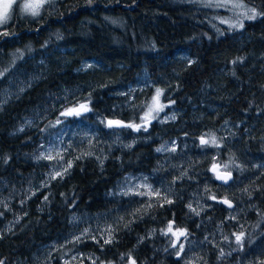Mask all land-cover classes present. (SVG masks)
<instances>
[{"label":"trees","instance_id":"obj_1","mask_svg":"<svg viewBox=\"0 0 264 264\" xmlns=\"http://www.w3.org/2000/svg\"><path fill=\"white\" fill-rule=\"evenodd\" d=\"M238 1L264 12V0ZM21 3L16 0L0 26V90L17 75L32 81L0 106L2 264H37L51 245L46 264H63L77 253L91 254L92 264H182L155 263L152 241L135 245L154 223L124 226L110 243L67 240L77 229L71 216L124 208L125 198L112 196L116 184L126 174H149L165 158L155 149L169 140L177 145L170 157L191 166L192 174L175 185L179 208L161 209L156 227L173 221L193 233L195 221L182 217V204L191 187L204 183V197L215 205L203 215L206 228L219 224L224 241L208 247L198 264H232L229 253L264 264V15L236 28L221 23L224 13L199 0H49L36 17L24 13ZM89 63L95 66L84 68ZM139 77L146 85L126 102L122 94ZM156 89H163L168 104L162 117L173 116L160 117L144 133L125 130L123 138L136 140L133 146L113 147L100 159L75 157L63 178L47 179L52 163L33 155L48 126L66 119L61 113L67 106L51 109L32 127L24 119L50 96L73 91L72 106L86 105L82 117L88 121L99 114L136 124ZM200 138L208 143L200 145ZM237 156L262 165L251 168L254 188L229 195L244 206L242 231L237 221L225 219L229 210L217 203L223 195L209 173L210 166L222 169L225 158L234 162ZM232 173L238 183L250 177ZM234 233H243L239 244Z\"/></svg>","mask_w":264,"mask_h":264},{"label":"rangeland","instance_id":"obj_2","mask_svg":"<svg viewBox=\"0 0 264 264\" xmlns=\"http://www.w3.org/2000/svg\"><path fill=\"white\" fill-rule=\"evenodd\" d=\"M47 1L49 0H46V2ZM199 1L204 5L211 3V6L208 7L224 13L221 14L219 18L220 22L224 21L221 22L224 25L231 26L238 24L242 20H248L245 19L241 13L250 7L238 0H231V3L243 4V8H233L230 4L228 6L217 7L216 0ZM25 2L26 0H22L21 6ZM90 66H95V64H86L84 68H88ZM30 84H32V81L27 77L24 78L17 75L12 78L9 82V85L6 88H2L0 90V106L10 98L27 89ZM145 85V78L139 77L133 86H129L127 89H125L122 95H125V97L128 98L126 102L130 100L129 96L133 91L142 89ZM156 90L153 92L150 100L146 103L141 118L136 124H133L140 125V129L138 131L130 127H123L122 129L109 128L106 125V121L112 118H104L99 114L91 117V121L83 119L82 116H86L87 112L83 109H79V107L72 106L73 99L70 97L73 91L66 90V93L62 92L60 95L55 94L50 96L43 108L37 111V114H35L33 117L24 119V126H34L37 121L41 120L44 115H46L51 109H55V107L64 108V106H67L63 112L70 108H77L79 115L71 114L64 116L66 119H71L74 121L67 122L66 119H63L54 122V124L48 126L49 128L40 137L33 158L38 160L44 159L52 163L49 174L47 175V179H52L57 172L64 173V169L67 167V164L75 157L81 158L87 155H94L100 159L103 158L113 147L125 145V148H129L133 146L136 140H134V138H127L126 136L123 138L122 132L127 130L131 133H140V131L144 133L146 132L145 128L148 129L150 128L151 124L159 121L160 117H162V114L166 111L165 108L168 104L163 102V89H160L161 94L158 97V103H154L153 101V97L157 95ZM126 105H128V103H126ZM160 105L165 106L163 107L162 111L158 110ZM150 108L152 109L151 112L149 111ZM171 116H173V114H167L162 117V120H167ZM125 123L126 125L131 124L130 122ZM157 149L161 150L157 151ZM155 151L158 154L165 156L164 161L159 166L163 172H153L151 174H133V176L125 175L124 178H122L116 184L114 190L112 191V196L125 198L127 205L124 208H116L100 214L74 216L73 220L75 221L77 229L67 238L68 241H77L76 238L80 237L79 241L89 240L95 241L97 244L104 243V240L109 238V229L111 230L112 241L116 233H118L122 227L125 226V228H127L128 223L132 220V217L135 214L136 216L139 213L142 214L144 211H147L150 206L159 202L160 199L165 202L172 200V194L174 193L176 183L180 182V180H182L184 177H189L192 174V171L190 170L191 167L188 165H178L179 163H177L176 160V162H174L173 158L170 157V155H174L177 152V145L174 140L160 142ZM48 157L51 158L49 159ZM210 157L215 158L216 155L210 154ZM242 157L243 156H237V158L234 159V162L228 158H225L223 161L224 164L222 165L223 168L221 170L229 171L231 173L233 170H236V172L244 173L249 172L251 168L256 167V169H259L262 167L261 164L250 163L246 158L242 159ZM248 180L250 181V179ZM43 186L44 183H42L40 186L32 188V190L28 189L24 192V194L38 190ZM248 187H250L249 182L245 185L244 181L238 183L235 180L231 185H229V187H220L218 189H220V192L223 195L221 198H227L231 200L229 195L232 196L233 193L236 195H242ZM155 193H159V195H155ZM4 198L6 197L2 196V200ZM202 198L203 197L200 194H194L193 197L188 200L189 203L187 206V211L190 215L198 217L202 212L205 211L206 204ZM239 204L242 206L241 202H239ZM189 205H191V208ZM193 209L195 211H193ZM241 211L242 209L239 207L231 211V213L229 212L230 214L228 216L239 223L241 219H244V216H242L243 212ZM197 213L199 214L197 215ZM11 223L12 222H10V225ZM240 227H242L241 230L244 229V225H240ZM212 232V237L214 238L213 243L216 240V237L219 238L215 243L219 244L224 241V235L220 229L214 230ZM187 241L188 240H186L185 243ZM209 241V235H203V237L199 240L188 242V245L186 246L187 252H185L184 248L182 251L178 249L173 252V255H176L178 252H185L187 263L182 264L202 263L206 257V243ZM53 249L54 245L45 248L41 257H39V263L37 264H46V261L53 253ZM93 260L94 258L91 254L77 253L71 257L64 258L63 264H85V262L88 261H90V264H92ZM233 260L234 262L232 264L250 263V260L247 257L242 258L238 255L237 257H233Z\"/></svg>","mask_w":264,"mask_h":264},{"label":"flooded vegetation","instance_id":"obj_3","mask_svg":"<svg viewBox=\"0 0 264 264\" xmlns=\"http://www.w3.org/2000/svg\"><path fill=\"white\" fill-rule=\"evenodd\" d=\"M125 125H126V123H125ZM249 172H250V177L244 178L243 181H244L245 185L249 182L250 187H248L246 189V191L243 192V194L248 192L249 188H254L256 185V171L254 169L253 170L251 169ZM249 172H246L244 174H247ZM251 172H254L253 176H252ZM151 173H153V172H151ZM130 175L133 176V174H126V176H130ZM212 176L214 177L213 174H212ZM248 179H250V181ZM223 188H227V187H223ZM188 203L189 202L187 201V204L184 206V209H186V210H187ZM212 206H213V204L209 203V207H210L209 209H205V211L202 212L200 216L195 217L193 220H190V221H195V225H196L193 233H189L188 230L184 229V228H176L174 226L173 221L167 222V224H166L167 226L164 228L156 227V220L155 219H156V217H158L159 211L161 209H165V210L171 209V208L174 209V206L172 205V200H171V203H167V202L163 201L162 199H160L159 202L155 203L154 205L150 206L147 211H144L142 214L139 213L137 215L138 217L135 214L132 217V220L128 223L127 227L135 224V222L137 220H139L141 223H145V222H147V224L148 223H154L153 226L147 227L145 232L142 233L143 236L141 235L140 238H137V242L135 243V245L143 244L145 242L152 241L155 244V246L153 248V252L155 253V256H154L155 263H187L185 252H187L186 246L188 245V242H190V241L193 242V241L199 240L200 238L203 237V235L204 236L209 235L210 241L206 243V249L208 247H214L215 245H217V243H215V242H217V239L219 237L218 238L216 237V240L213 243L214 238L212 237V233H213L212 231L219 230V229L222 231V227H220L219 224H216V226H214V228H212L213 230L207 229L206 228V220L207 219L203 217L205 212L212 209ZM213 207H215V205ZM239 207H241V209H242L241 212H243V210H244L243 204H242V206H241V204H238V205L234 204V208L232 210H229V212L231 213V211H233L234 209H237ZM229 212L226 214V218H225L227 221L232 219L228 216L230 214ZM169 224L172 225V231L167 232V234H165V232L168 229ZM240 225H244L243 219H241L239 221L238 227H237V230L242 231L243 229L241 230L242 227H240ZM177 230L184 231L186 234L185 235H179ZM173 233H176V234L174 235ZM186 240H188V241L185 243ZM181 245H183L185 252L179 253V255H177V254L173 255V252L180 249ZM204 262H205V260H203L202 263H204Z\"/></svg>","mask_w":264,"mask_h":264},{"label":"snow or ice","instance_id":"obj_4","mask_svg":"<svg viewBox=\"0 0 264 264\" xmlns=\"http://www.w3.org/2000/svg\"><path fill=\"white\" fill-rule=\"evenodd\" d=\"M46 2V0H26V2L22 5V11L30 14L33 17L39 16L40 15V11L39 9L43 6V4ZM16 3V0H0V25L6 24L8 22V20L10 19V12L14 6V4ZM231 5V7L236 8V7H241L243 8L244 5L243 4H235V3H231V0H216V6L217 7H222V6H228ZM205 6H211V3L206 4ZM245 19L248 20H253L256 19L258 15H264V12H260L258 13L257 10L255 8H248L246 9V11H244L243 13H241ZM224 22V21H221ZM232 27H239V28H243V22H239L238 24H234L231 25ZM4 35H7L8 33L5 32L3 33ZM157 95L155 97H153V101L154 103H158V97L161 94V90L157 89L156 90ZM163 107H165L164 105H160L159 109L160 111L163 110ZM79 109H83L85 111L89 110L87 109V106L84 104L79 105ZM149 111L151 112L152 109L150 108ZM71 114H76L79 115V111L77 108H70L64 112L61 113L62 116H67V115H71ZM155 118V117H153ZM174 118V117H173ZM163 122V121H162ZM113 125L116 126H122V127H130V128H134L135 130H139L140 129V125H133V124H127V125H123L120 121H107V126L112 127ZM145 130H147L145 128ZM201 143H208V141H205L203 138L201 139ZM212 143H215V140L213 139ZM161 149H157V151H160ZM49 159L51 157H48ZM76 159H80V157H77ZM72 167V163L69 162L67 164V167L64 169V172H67L70 168ZM230 176V173L228 174ZM56 176H59L61 178H63V173L61 172H57L55 174V176H53V179L56 178ZM218 179H224L225 182H227V180L224 177L221 176H217ZM137 194H141V193H137ZM155 195H159V193H155ZM45 199H47V197H45ZM214 199V197H213ZM168 203H171V201H167ZM222 203H225L228 205V207H232V204L230 201H228L227 199L221 201ZM189 207L191 208V205H189ZM193 211H195L193 209ZM199 213H197L198 215ZM109 238L104 240V243H110L111 242V230L109 229ZM172 231V225L169 224L167 231L165 232V234H167V232H171ZM177 232L179 233V235H185L186 233L184 231L181 230H177ZM174 235L176 233H173ZM235 238H236V243H240L243 233L240 234H235ZM94 239V238H93ZM77 241L80 240V237L76 238ZM175 246V245H174ZM183 250V245L180 246V251ZM177 255H179V252L177 253ZM221 255H223V251L221 250ZM0 264H2V261H0ZM132 264H135V262L133 261Z\"/></svg>","mask_w":264,"mask_h":264},{"label":"bare ground","instance_id":"obj_5","mask_svg":"<svg viewBox=\"0 0 264 264\" xmlns=\"http://www.w3.org/2000/svg\"><path fill=\"white\" fill-rule=\"evenodd\" d=\"M161 164V163H160ZM160 164H157L153 169H151L150 170V172L149 173H151V172H159V173H161V172H163V170L159 167L160 166ZM188 164V163H187ZM178 165H180V164H178ZM182 166H185V165H182ZM191 167V166H190ZM210 168H211V166L209 167V173L211 174V172H210ZM137 174H142V173H137ZM212 175V174H211ZM213 179H214V177H213ZM214 182H215V179H214ZM234 182V181H233ZM178 183V182H177ZM196 182H191V184H195ZM216 183V182H215ZM216 185L218 186V187H221L219 184H217L216 183ZM204 186H205V184L204 183H202V184H196L195 186H193V187H191L190 189H189V196L187 197V199H184V202H183V200H182V202H183V204H182V210H183V218L185 219V220H193L195 217L193 216V215H190L189 213H188V211L186 210V209H184V206L187 204V201L189 200V199H191L192 197H193V195L194 194H200L203 198V201L205 202V206H206V209H209L210 207H209V203L207 202V200L205 199V197H204ZM176 196L174 195V194H172V205L174 206V208H179L178 206H180L179 204L178 205H176ZM220 199V198H219ZM126 206V205H125ZM165 210V209H164ZM166 211H167V209H166ZM74 220H73V216H71V219H70V222H73ZM137 221H139V220H137ZM74 223V222H73ZM72 223V224H73ZM147 229V228H146ZM145 229V230H146ZM231 254V255H230ZM233 254V255H232ZM239 256V255H238ZM228 257H230V258H233V257H237V255H235V253H229V255H228ZM234 262V260H231L229 263H233Z\"/></svg>","mask_w":264,"mask_h":264},{"label":"water","instance_id":"obj_6","mask_svg":"<svg viewBox=\"0 0 264 264\" xmlns=\"http://www.w3.org/2000/svg\"><path fill=\"white\" fill-rule=\"evenodd\" d=\"M109 120H111V121H120L123 125H125V122L122 121V120H120V119H108L107 121H109ZM107 121H106V125H107ZM108 127H109V126H108ZM109 128H113V129H122L123 127H122V126H116V125H113L112 127H109ZM201 139H202V138L199 139L200 145H204L205 143L202 144V143H201ZM210 172L214 175L215 182H216L217 184H219L220 186H222V187H228V186L231 185V184L233 183V181H234L233 173H231V172H229V171H223V170H221V169H220V166L217 165V164L211 166V168H210ZM229 173H230V176L228 175ZM218 175L221 176V177H224V178L227 180V182H225L224 179H218V178H217ZM225 199H227V198H220V199L217 200V203L220 204V205H222V206H224L227 210H232V209L234 208V203H233V201L227 199V200L230 201L231 204H232V207H228L227 204L221 202V201H223V200H225Z\"/></svg>","mask_w":264,"mask_h":264}]
</instances>
